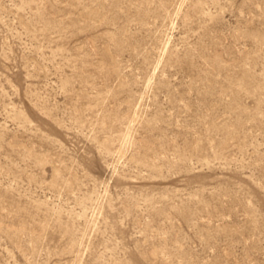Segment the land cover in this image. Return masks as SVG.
Returning a JSON list of instances; mask_svg holds the SVG:
<instances>
[{
  "label": "rangeland",
  "instance_id": "1",
  "mask_svg": "<svg viewBox=\"0 0 264 264\" xmlns=\"http://www.w3.org/2000/svg\"><path fill=\"white\" fill-rule=\"evenodd\" d=\"M0 264H264V0H0Z\"/></svg>",
  "mask_w": 264,
  "mask_h": 264
}]
</instances>
